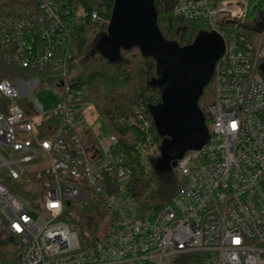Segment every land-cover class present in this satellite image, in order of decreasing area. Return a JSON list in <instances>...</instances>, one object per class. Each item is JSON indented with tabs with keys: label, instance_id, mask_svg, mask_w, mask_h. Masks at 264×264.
I'll return each instance as SVG.
<instances>
[{
	"label": "built area",
	"instance_id": "2783aa9c",
	"mask_svg": "<svg viewBox=\"0 0 264 264\" xmlns=\"http://www.w3.org/2000/svg\"><path fill=\"white\" fill-rule=\"evenodd\" d=\"M31 1L36 11L0 19V60L29 74L0 82L9 103L0 113V168L5 182L43 204L48 219L0 181V245L21 250L8 264H264V49L243 32L249 0H176L174 16L208 23L225 51L214 73L210 140L178 161L173 171L182 188L152 220L137 218L119 141L99 137L101 118L84 102L87 90L69 78L84 9L76 0ZM49 86L61 103L46 112L29 94ZM151 128L144 118L148 143ZM94 198L108 225L83 248L64 219L66 205Z\"/></svg>",
	"mask_w": 264,
	"mask_h": 264
},
{
	"label": "trees",
	"instance_id": "16d2710c",
	"mask_svg": "<svg viewBox=\"0 0 264 264\" xmlns=\"http://www.w3.org/2000/svg\"><path fill=\"white\" fill-rule=\"evenodd\" d=\"M76 1L84 9L87 20L76 31L70 45V68L81 66L78 77L71 84L76 89L87 90L85 99L97 107L111 134L117 137L119 167L130 175L127 192L137 204V218L152 220L172 202L182 188L174 171L160 172L157 169L165 140L159 135L150 112L152 106L162 103L161 91L151 85L159 77L157 63L152 58L145 57L138 48L122 50L117 62L107 60L98 45L108 34L115 0ZM175 3L176 0H155L158 26L166 40L186 47L193 44L202 32H210V29H204V21H187L175 17ZM36 10L37 7L31 0H0V19L21 17L26 12ZM94 14H97L96 20L93 19ZM243 32L256 46L264 49V12L260 13L255 22L247 23ZM1 52L0 46V54ZM263 62L264 57L261 63ZM261 72L264 76L262 69ZM26 76L29 74L25 71L10 67L0 60V82L5 79L15 81ZM215 98L213 77L199 101V107L206 116L207 127L211 124L210 108ZM8 106L9 103L0 97V113L6 114ZM144 118L152 123L150 143L148 135L141 131ZM53 122V119H49L46 123ZM150 147L154 150L144 156L142 149L150 150ZM112 182H117V177ZM73 215L66 210L65 216L69 217L82 247L92 246L98 238V228L106 217V210L94 198L89 199L85 211L74 210Z\"/></svg>",
	"mask_w": 264,
	"mask_h": 264
},
{
	"label": "water",
	"instance_id": "95a60500",
	"mask_svg": "<svg viewBox=\"0 0 264 264\" xmlns=\"http://www.w3.org/2000/svg\"><path fill=\"white\" fill-rule=\"evenodd\" d=\"M134 48L157 63L159 77L151 85L161 91L162 103L150 112L165 138L157 169L173 171L188 152L202 149L210 140L199 101L213 80L225 42L216 32H202L193 44L181 47L162 35L155 0H115L108 34L98 49L107 60L117 62L122 50Z\"/></svg>",
	"mask_w": 264,
	"mask_h": 264
},
{
	"label": "rangeland",
	"instance_id": "374dc122",
	"mask_svg": "<svg viewBox=\"0 0 264 264\" xmlns=\"http://www.w3.org/2000/svg\"><path fill=\"white\" fill-rule=\"evenodd\" d=\"M249 3H250V6H249V14H248L247 21L248 23H253L257 20L260 13L264 12V0H249ZM203 27L204 29L208 30L209 29L208 23H205ZM261 69L262 71H264V62L261 63ZM80 71H81L80 65H76L70 68L69 70L70 81L76 79ZM29 96L31 99L38 100L40 104L44 107V110L46 112L53 111L61 103L60 94L52 86H49L47 88H43V87L37 88L33 91V93L29 94ZM84 102L90 106V110H93L98 118H101V115L97 107L92 102L87 101V99H85ZM97 126L101 132V135L99 136L100 138H106L111 135V130L107 122L104 119L101 118ZM153 147H150V150L142 149V153L144 154V156L151 154L152 151L154 150ZM1 164H2V161L0 159V165ZM6 173L7 171L5 168L3 167L0 168V181H2L3 183L5 182L3 177L6 175ZM5 183L9 185V188L12 191V193L17 195L22 201L25 202L26 207L31 211L33 215L42 214L45 219H48L45 209L43 208V204L36 203L33 199H31L29 197L30 192L24 191L19 184H15L11 182H5ZM66 208H67L66 210L71 214V216H74L73 215L74 210L77 212H83L86 210V206L79 201L73 202L71 206L66 205ZM65 221L70 223L71 228L74 230V227L72 223L70 222V219L68 216H65ZM107 225L108 223L105 217L103 218V220L101 221L99 225L98 237H100L106 232ZM20 251H21L20 249H18L15 245L11 244L10 242L8 244L6 242L2 243L0 245V264H8L10 260L14 258L15 254ZM6 255L7 257H5Z\"/></svg>",
	"mask_w": 264,
	"mask_h": 264
},
{
	"label": "crops",
	"instance_id": "0c3cea01",
	"mask_svg": "<svg viewBox=\"0 0 264 264\" xmlns=\"http://www.w3.org/2000/svg\"><path fill=\"white\" fill-rule=\"evenodd\" d=\"M22 93L25 94L26 90L24 88L21 89Z\"/></svg>",
	"mask_w": 264,
	"mask_h": 264
},
{
	"label": "snow or ice",
	"instance_id": "6c2138e0",
	"mask_svg": "<svg viewBox=\"0 0 264 264\" xmlns=\"http://www.w3.org/2000/svg\"><path fill=\"white\" fill-rule=\"evenodd\" d=\"M233 127H235V125H233Z\"/></svg>",
	"mask_w": 264,
	"mask_h": 264
}]
</instances>
